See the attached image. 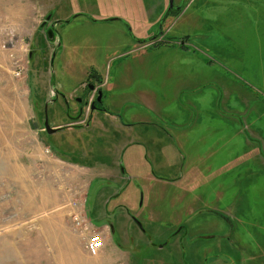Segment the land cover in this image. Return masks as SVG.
Listing matches in <instances>:
<instances>
[{
	"label": "rangeland",
	"instance_id": "1",
	"mask_svg": "<svg viewBox=\"0 0 264 264\" xmlns=\"http://www.w3.org/2000/svg\"><path fill=\"white\" fill-rule=\"evenodd\" d=\"M180 4L163 21L168 0H0V264H264V0ZM99 78L112 87L100 106L132 129L99 115L107 131L95 128L88 155L67 149L71 131L45 142L95 174L119 173L111 147L124 131L150 148H137L136 178L92 179L86 218L108 225L113 248L103 234L89 249L71 213L40 210L58 184L72 191V170L37 129L72 117ZM116 186L120 198L91 197Z\"/></svg>",
	"mask_w": 264,
	"mask_h": 264
},
{
	"label": "crops",
	"instance_id": "2",
	"mask_svg": "<svg viewBox=\"0 0 264 264\" xmlns=\"http://www.w3.org/2000/svg\"><path fill=\"white\" fill-rule=\"evenodd\" d=\"M111 18H115V19H111ZM119 18L121 19V17L116 14L108 15L106 17L107 21L108 20H119ZM139 44L140 46H145L146 44H149V43L148 42L142 43L139 41ZM99 80H102V84L100 87L102 94H103V89L109 94L112 90V87L110 85L108 86L106 79L99 78ZM120 100H123V99H120ZM47 101L50 103L49 98H47ZM122 103L123 102H120V105ZM153 105H154L153 101L149 100V101H143V104L140 106L144 107V109L148 111L150 110L152 111ZM75 109L77 111L72 113V117L67 115V118L64 120H61L57 118L56 115H54V118L56 119H54V121L51 124L52 127H61L60 129L56 131L63 129V130L76 133L74 138L70 141L69 147H67V149L71 150L72 152L77 151V153L80 152L81 154L85 153L86 155H88L91 153L90 151L96 150V148L92 146V139H94V136H95V133H94L95 128H98L100 132H102L100 134H103V135H104V132L107 131L104 124L101 123L99 115H103L104 117L108 118V120L111 121L114 127H117L119 129H127V130L132 129L131 123H124L123 119L122 120L119 119V117H117L115 113L111 112L109 109L104 107L103 104L102 106L95 108L97 110L96 113L98 114H94L95 109H91L88 113L84 111L83 115H79L78 106H75ZM135 120L137 121L136 123H139L142 125H150L149 127H153L156 131H158V133L160 132V135L163 136L165 139L168 138V136L169 138H171L172 136V134L169 133V131H167L165 126L164 127L161 126L159 123L153 121L152 118L139 117L138 119L136 118ZM183 124L184 123L177 124V125L178 127H181ZM181 129L183 128L181 127L179 130ZM131 131L129 130V131L122 132L123 133L122 137L119 138V140L115 141L111 147L112 153L114 154V156L116 155L117 158L118 156H121V157L123 156L122 157L123 162L121 164L119 163L117 159L113 163L118 166L123 164V167L119 170V173H118V169L113 167V165H111V167L109 168L110 172L106 171L103 174H100L98 172V174H95V173H92V171L96 170L94 169V166L92 165L88 166L83 163H80L79 161H74L73 159L68 160L62 155L60 156V154L53 151L51 145L45 142L48 139L45 138L43 135L45 132L43 129V126L38 125L37 134L40 136V141L43 144V146L47 147L48 150L52 153V159L57 160L59 163L63 162L67 165H70L71 170H72L71 178H70L71 180L68 183L69 186L71 185L72 191L68 190L70 191L69 194H63L62 183L58 184V189L54 191L53 194L51 193L48 198H45L44 201L40 202V210H42L46 215L52 213L56 219L57 218L61 219L66 214H70V213L72 214V213H77V212L81 213L86 218L87 212L89 210V209L87 210V207H86V198H89L88 196H90L89 188L91 186L92 179L96 177H100V176L109 177L113 175L116 181H120V180L122 181L127 172L136 178V173H134V170L136 169L135 162L137 161V148L144 147V146L146 148H150V146L147 142V139H149L147 138V136L146 138L145 136L143 137L142 135L134 136ZM54 133L52 134L54 135ZM180 133L181 132L178 133V140L182 141L185 139V133L184 134L183 133L180 134ZM100 140L101 142H99V146L97 147V150H100L102 148L101 147L102 141L103 143L106 142L105 138L103 137H101ZM54 142H55V139H54ZM166 163H167L166 165H168V162ZM53 178H52L53 182H56L58 177H56L55 175V177ZM115 183H118V182H115ZM121 192H122L121 186L120 187L116 186V188H114L113 193L104 194V191L102 189H98L96 192L91 194V197L93 198H120ZM63 196L64 198H69L67 199V201H65L67 203L66 205L63 204L64 203V200L62 199ZM81 198H84V199H81ZM41 203H42V207H41ZM106 214L108 213L102 211L98 213L97 217L102 219V218H105ZM87 221L89 222L90 230L99 229V231H101V233L104 234L105 236L104 240H106V244L108 245V247L113 248L111 237H110V229L108 225L103 223L100 227L97 228V227H94V225L91 224L88 219ZM79 261L81 264H83L81 260Z\"/></svg>",
	"mask_w": 264,
	"mask_h": 264
},
{
	"label": "flooded vegetation",
	"instance_id": "3",
	"mask_svg": "<svg viewBox=\"0 0 264 264\" xmlns=\"http://www.w3.org/2000/svg\"><path fill=\"white\" fill-rule=\"evenodd\" d=\"M184 1V0H172V6H170V0H168V6L166 9V14L164 16L163 21L170 15L173 14L174 11L179 10L180 9V3ZM170 6V7H169ZM89 83L86 84L85 88H87L88 92L91 93V95L88 97V99L83 98L82 96L76 97L75 101L78 103V112L79 115H83L84 111H85V107H87V111L86 113H88L91 109H92V105L95 106V108L99 107L101 104H99L100 102L96 101V96H97V91L98 89L101 87L100 85H94V88L91 90L88 88ZM102 98V96H101ZM43 126V125H42Z\"/></svg>",
	"mask_w": 264,
	"mask_h": 264
},
{
	"label": "built area",
	"instance_id": "4",
	"mask_svg": "<svg viewBox=\"0 0 264 264\" xmlns=\"http://www.w3.org/2000/svg\"><path fill=\"white\" fill-rule=\"evenodd\" d=\"M72 221L77 227V229L82 230V233H88L87 235V242H86V247L89 249H92L96 246H98L102 239H103V234L101 232H95L93 230H90V225L87 219L85 218L84 215L81 213H72L71 214ZM93 231V232H92Z\"/></svg>",
	"mask_w": 264,
	"mask_h": 264
},
{
	"label": "water",
	"instance_id": "5",
	"mask_svg": "<svg viewBox=\"0 0 264 264\" xmlns=\"http://www.w3.org/2000/svg\"><path fill=\"white\" fill-rule=\"evenodd\" d=\"M170 6H172V0H170ZM169 6V7H170ZM78 14H76L75 16H77ZM47 18L49 19V17L47 16ZM111 19H115V18H111ZM66 21H69V20H66ZM55 24L56 22H53L51 25H50V28H48V31L46 32V35L48 37V39H52L53 38V33H54V28H55ZM31 55V54H30ZM88 88L89 89H93L94 86L92 84H89L88 85ZM101 96H102V91L101 89L99 88L98 91H97V96H96V101L97 102H100L101 101ZM95 106L92 105V109H94ZM61 127H52V126H49L48 125V122H47V119L45 118L44 122H43V129L45 132H47L48 134H52L54 132H56V130L60 129Z\"/></svg>",
	"mask_w": 264,
	"mask_h": 264
},
{
	"label": "trees",
	"instance_id": "6",
	"mask_svg": "<svg viewBox=\"0 0 264 264\" xmlns=\"http://www.w3.org/2000/svg\"><path fill=\"white\" fill-rule=\"evenodd\" d=\"M99 104H101V102Z\"/></svg>",
	"mask_w": 264,
	"mask_h": 264
}]
</instances>
